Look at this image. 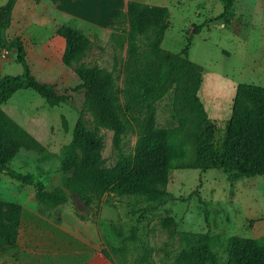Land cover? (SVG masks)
Segmentation results:
<instances>
[{
  "label": "rangeland",
  "instance_id": "rangeland-1",
  "mask_svg": "<svg viewBox=\"0 0 264 264\" xmlns=\"http://www.w3.org/2000/svg\"><path fill=\"white\" fill-rule=\"evenodd\" d=\"M5 2L0 0V5ZM147 2L162 4L165 0ZM189 8L183 4L173 6L161 47L179 52L190 37L188 57L203 67L199 96L217 126L216 140H219L230 117L237 84L264 87V0H233L224 14L223 3L219 1L205 6L200 17ZM48 16L39 26L40 34L24 42L27 63L37 79L53 84L59 93L70 97L65 103L51 107L37 92L21 89L4 104L9 116L46 151L17 152L9 167L30 174L31 183H22L0 172V200L13 201L14 193L21 190L18 197L26 207L34 204L38 213L58 226L48 227L47 223L38 221L35 228L44 232L42 237L52 233L58 239L59 246L51 247L59 250L57 264H175L177 253L195 243L196 235L201 233L209 234L212 249L224 260L222 243L226 237L263 236L264 176L232 182L220 170L177 169L167 184L171 195L167 199L153 202L145 196L107 193L99 206L85 204L71 189V173L63 172L57 158L59 147L69 140L77 117L82 115L88 129L102 135L105 166L115 164L118 151L112 143V130L94 123L73 68L61 61L65 41L54 34L55 21L79 27L88 35L92 48L85 62L113 70L120 95L126 48H119L112 38L119 28L96 27L55 16L52 9ZM190 25L203 27L192 34ZM6 33L8 40L10 32ZM116 55L118 64L113 68ZM22 71L13 53L0 49V75H20ZM168 116L165 99L156 109L157 126H166ZM135 141L136 132L129 131L122 140L123 150L132 153ZM40 189L62 190L66 200L50 207L36 198ZM25 235L26 227L20 232V240ZM103 249L110 260L102 253ZM12 255L13 250L0 249V262L14 264Z\"/></svg>",
  "mask_w": 264,
  "mask_h": 264
},
{
  "label": "trees",
  "instance_id": "trees-1",
  "mask_svg": "<svg viewBox=\"0 0 264 264\" xmlns=\"http://www.w3.org/2000/svg\"><path fill=\"white\" fill-rule=\"evenodd\" d=\"M16 1L6 0L0 5V49L13 53L23 67L20 75H0V172L30 184V174L16 171L9 164L20 149L44 152L46 148L3 106L21 89L37 92L51 107L65 103L70 96L32 74L19 36L5 39ZM221 1L224 14L233 0ZM168 18L165 6L127 2V28L112 34L117 46L126 48L121 95L113 70L85 62L92 48L88 35L68 23L54 24V33L65 41L62 63L73 68L94 123L112 130V143L118 151L115 164L105 166L103 137L88 129L82 115L74 121L69 140L59 147L60 167L65 174L71 173L70 187L87 206H99L107 193L145 196L153 202L167 199L171 196L167 184L177 169L220 170L232 182L264 176V87L237 84L230 117L221 139L216 140L217 126L199 96L203 67L188 57L190 37L179 52L161 47ZM202 27L194 25L192 31ZM117 57L113 68L117 67ZM165 99L168 122L157 126L156 109ZM129 131L136 132L132 153L122 148ZM35 196L50 207L66 200V193L59 189H40ZM22 212L21 204L0 200V249L18 247ZM222 245L224 260L212 249L209 234H198L195 243L177 253L174 263L264 264V235L228 236ZM102 253L110 260L107 251L103 249Z\"/></svg>",
  "mask_w": 264,
  "mask_h": 264
},
{
  "label": "crops",
  "instance_id": "crops-1",
  "mask_svg": "<svg viewBox=\"0 0 264 264\" xmlns=\"http://www.w3.org/2000/svg\"><path fill=\"white\" fill-rule=\"evenodd\" d=\"M128 1L129 0H17L11 14L10 25L4 31V34L6 35V32L9 31V36L7 35L8 39L19 36L23 42L33 39V36L40 34V32H38L39 26L43 22L45 23L49 17L48 11L50 9L53 10L55 16H64L71 20L81 23L86 22V24H91L96 27H116L120 30H124L127 28L126 6ZM135 1L167 7L169 11L167 29L170 25V18L174 10V5H186L190 7L189 9L194 10L196 16L200 17L201 11L205 9V6H213L214 3L221 2V0H165L162 4H151V2H147L148 0ZM55 23L63 22L62 20L60 22L56 20ZM224 24L225 23H222L221 26H224ZM192 28L193 26L190 25V32L192 34L196 33L192 31ZM201 29L202 28H200V30ZM20 191L18 190L17 193H14L13 197L15 200L12 201L21 204L23 208L17 237L18 247L13 250L12 255L14 264H57L56 256L59 250L54 251L51 247L59 246L57 245L59 242L58 239L52 233L42 237L41 234L44 232L41 233L40 230H36L35 228L38 226V221L47 223L49 225L48 227L52 228H58V226L54 225L50 219L38 213L33 206L34 204H30L29 207H26L25 203L18 197ZM22 191L25 192L26 190L22 189ZM30 203H33V201H30ZM24 227H26V235L24 238H21L23 240H20V232ZM75 252L82 253L83 250H76Z\"/></svg>",
  "mask_w": 264,
  "mask_h": 264
}]
</instances>
